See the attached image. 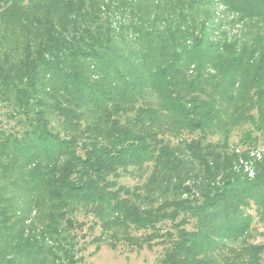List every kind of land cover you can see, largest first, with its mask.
Segmentation results:
<instances>
[{"label":"trees","instance_id":"16d2710c","mask_svg":"<svg viewBox=\"0 0 264 264\" xmlns=\"http://www.w3.org/2000/svg\"><path fill=\"white\" fill-rule=\"evenodd\" d=\"M0 117V264H81L77 212L160 264H264V156L229 141L264 139V0H0Z\"/></svg>","mask_w":264,"mask_h":264},{"label":"rangeland","instance_id":"374dc122","mask_svg":"<svg viewBox=\"0 0 264 264\" xmlns=\"http://www.w3.org/2000/svg\"><path fill=\"white\" fill-rule=\"evenodd\" d=\"M241 27L242 24H236L234 26L225 25L226 32H229L230 35L238 34L239 31L242 30ZM0 118L3 121L2 124L5 126V119L2 117ZM243 129V127H239L231 133L229 139L231 149L235 148L234 151L238 154L247 153L248 157H251L250 153L254 151L260 155L256 161L261 160L264 156V139L259 137L257 146H248L247 144L239 145ZM253 136L259 135L255 133ZM213 139L217 140L218 137H214ZM172 141L174 143L176 142L175 140ZM246 163H248L249 170H245ZM241 165L244 167L243 173L250 179L253 178L255 174L254 163L251 161H241L238 162L237 167H241ZM150 170L151 165H147L144 171L129 172L127 174L121 173L118 182L127 187L143 184L149 176ZM250 171L253 172L251 177L249 176ZM250 214L253 216V223L247 243L239 250L242 258L246 256L247 246H249V244H252V246H264V224L258 222L260 220L254 209L250 211ZM74 218L77 223L82 224H78L79 227L75 229L77 242L80 247L79 255L82 258L81 264H160L163 255V247L165 246V244H161L163 238L155 239L151 236L150 240H144L146 235L151 234L149 231H137L131 228L127 231L125 239L116 242L106 237V233L109 235L112 234V231H106L94 216V213L77 212ZM169 225V223H166L160 225V227L163 230H168ZM119 236L122 235L119 234Z\"/></svg>","mask_w":264,"mask_h":264},{"label":"built area","instance_id":"2783aa9c","mask_svg":"<svg viewBox=\"0 0 264 264\" xmlns=\"http://www.w3.org/2000/svg\"><path fill=\"white\" fill-rule=\"evenodd\" d=\"M250 158H253V159H257L258 157H260V155L259 154H257V153H255L254 151H252L251 153H250ZM248 163H246L245 164V170H249V168H248V165H247ZM252 168V167H251ZM252 171H250L249 172V176L251 177L252 176Z\"/></svg>","mask_w":264,"mask_h":264}]
</instances>
